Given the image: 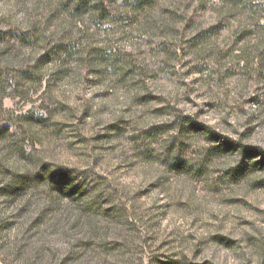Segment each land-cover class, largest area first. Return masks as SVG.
<instances>
[{
	"label": "clouds",
	"instance_id": "9594fccd",
	"mask_svg": "<svg viewBox=\"0 0 264 264\" xmlns=\"http://www.w3.org/2000/svg\"><path fill=\"white\" fill-rule=\"evenodd\" d=\"M186 3L156 0L155 8L191 15ZM208 3L210 11L222 14L224 0ZM52 11L57 13L54 21L49 20ZM234 11L241 26L256 32L257 38L248 44L264 41V0H242ZM165 26L178 35L161 36ZM189 35L181 22L157 14L143 0H0V129L8 130L0 139V168L19 174L28 190L11 206L0 196V264H154L152 258L160 251L178 253L174 259L180 264H218L221 251L223 264H259L264 259V246L254 248L238 234L231 237L239 242L231 250L207 238V233L226 235L222 221L212 220L209 212L211 199L233 194L217 180L223 169L246 165L249 179L264 175L255 172L259 157L247 155H264V138L239 134L249 116L264 127V103H243L257 86L264 93V80L258 77L264 72V58L255 51L238 57L233 66L242 82L233 88L231 80H220L228 67L221 59L223 45L193 51L184 43ZM160 39L169 42L167 53L157 49L150 60L139 55L148 40L155 47ZM58 40L60 47L52 49ZM98 42H103L104 60L89 63L88 50ZM133 63L138 65L140 88L125 91L115 81ZM193 64L201 71L188 75L186 69ZM88 68L102 70L105 77L100 86L82 90ZM59 69L67 77L61 78ZM158 87L164 103L175 109L167 121L170 126L175 122L174 131L165 135L144 131L153 122L150 109L163 104L139 108L132 100ZM105 89L109 99L94 96ZM189 96L195 108L185 103ZM208 102L216 105L224 121L243 110L231 121L230 139L221 138L222 123L205 116L214 110L205 106ZM85 108L88 116L83 115ZM109 124L118 131L107 128ZM98 133L111 138L96 139ZM224 139L231 148L224 146ZM226 152L230 155H223ZM194 176L199 179L190 181ZM158 179L157 193L137 195ZM12 182V176L0 175V187ZM213 185L221 187L218 197L207 195ZM38 192L65 208L85 209L76 227L59 221L28 231L16 213ZM177 214L184 219L169 237L174 242L160 249L163 237L154 223H166ZM193 218L195 227L185 226ZM197 247L202 254L193 256Z\"/></svg>",
	"mask_w": 264,
	"mask_h": 264
},
{
	"label": "rangeland",
	"instance_id": "374dc122",
	"mask_svg": "<svg viewBox=\"0 0 264 264\" xmlns=\"http://www.w3.org/2000/svg\"><path fill=\"white\" fill-rule=\"evenodd\" d=\"M156 0H143V5L148 6L150 9L155 11L159 15L165 16L171 21H179L182 23V30L185 34H190L189 39L184 41L186 46L196 51L197 49L203 50L208 48L209 45H214L217 42L223 45L221 59L228 65L225 67L224 73L220 80H231V86L233 88H239L241 86L242 79L238 76L233 62L238 63V57L248 54L251 55L253 51L258 58H264V41H259L255 46L248 44V41L257 38L256 32L253 31L252 27L247 25H240L237 19L236 9L241 5L242 0H224L223 12L218 13L210 11V4L208 0H188V3L184 4L186 11L190 10L191 15H185L184 13H177L173 9H163L161 12L155 8ZM195 5V7H193ZM207 13V21L202 19V14ZM57 13L55 11L50 12L49 20L54 21ZM161 36L178 35L175 30H169L167 26L160 29ZM123 40V38H121ZM62 40H58L52 45V49L60 47ZM98 42L96 45L88 50L89 63H95L97 61L103 62L104 58L102 52L104 51L101 44ZM151 40H148L144 47L140 49L139 55L144 59H152L157 54V49L160 53H167L170 48V44L165 39H160L155 47H151ZM49 49L48 51H51ZM183 51V49H182ZM188 55V53H184ZM47 57V52L44 53V57ZM119 62V61H118ZM190 61H185V65L189 64ZM184 67V65H182ZM137 64H132V67L127 68L121 72L115 81V84L125 91L127 90H139L140 82L136 79ZM201 71L200 67L193 64L192 67L187 68L186 72L188 75H194ZM61 78L67 77L68 73L63 70H58ZM90 76H95V79H90ZM105 73L97 68L86 69L83 84L84 89L95 88L103 83ZM259 79L264 80V72L258 74ZM195 82V81H194ZM252 84H249L251 87ZM255 94L248 95L243 103L247 105H259L264 103L261 99L264 93L260 92V87L257 86L254 89ZM94 96L98 99L104 100L109 99L111 93L105 89L101 92L94 93ZM133 102L139 108H144L148 105H161L162 107H154L150 109L149 118L153 121L150 128L145 129L146 133L156 132L159 135H165L168 132L174 131L175 122L173 125H169L168 117L175 111L174 106L171 104L164 103V97L160 94V87L157 88L156 92L147 91L143 95H136L132 97ZM201 102H203L201 100ZM185 103L189 108H195L191 97L185 98ZM206 107H211L212 111L205 113V116L209 121L213 123H222L223 130L221 131V138H228V133L232 131L231 121L236 119L238 115H243V110L235 112L231 119L224 121L223 118L218 114L219 109L212 102L205 104ZM222 107V105H221ZM84 116L89 115L87 108L84 109ZM239 122V121H238ZM119 121H117V124ZM183 121H181V125ZM107 128L118 131L116 125L109 124ZM7 129H0V139H4L7 135ZM235 134V133H233ZM242 137L249 139H261L264 138V127L257 124L254 121L253 116H249L242 123V131L239 133ZM108 133H98L96 139H110ZM219 139V138H218ZM226 148H231L232 145L227 142V139L223 141ZM223 155H230V153H224ZM249 157H259L255 160V172L264 173V155L256 151H249L247 153ZM246 165H237L236 169H223V176L217 177L220 185H224L230 188L233 194L220 199H211L209 202L210 218L212 220L222 221L223 231L221 232L207 233V238L217 246H222V249L231 250L234 246L238 245V241L231 238L234 234H238L241 239L247 240L248 244L252 247L264 246V175H258L255 179H249L246 174ZM0 175L12 176L13 182L6 183L3 187H0V196L4 197V202L9 206L17 204L27 194L28 190L24 187L23 182L19 174L13 175L12 171L7 167L0 168ZM225 178L228 179V183L225 184ZM199 177H190V181H195ZM161 187V180H155L143 188L137 193L138 196H152ZM221 192V187L213 185L207 190L209 197H218ZM71 200V197L68 198ZM73 204L76 201L72 200ZM116 206L113 205V208ZM184 202L178 205L179 209H183ZM85 211V209L77 206L74 208H65L59 205L51 197L43 193H35V199H29L26 203L21 205L16 213L17 217L23 218L27 225V230L32 231L33 229L40 230L45 225L53 226L59 221H69L73 227L79 222V216ZM184 217L181 214L173 215L172 219L166 223L156 221L155 227H158L160 234L163 237L160 240V249L168 248L174 241L170 240L169 237L176 232V225L179 221L183 220ZM197 223L196 218L187 222L185 226L195 227ZM4 227H10L11 225L5 224ZM166 233V235H165ZM191 235V233H189ZM193 256H200L202 254L201 248L197 247L193 251ZM208 255H211V250H208ZM178 253L176 252H165L160 251L157 255L153 256L152 261L154 264H180L179 260L174 259ZM224 253L221 251L220 260L218 264H223ZM161 257L164 259L162 260ZM68 258H66L67 260ZM181 259L186 260L185 257ZM152 264V262H150ZM203 264H209L207 260L203 261ZM259 264H264V259L259 261Z\"/></svg>",
	"mask_w": 264,
	"mask_h": 264
}]
</instances>
